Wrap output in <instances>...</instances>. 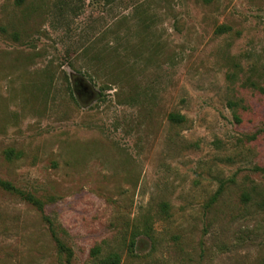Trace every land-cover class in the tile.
<instances>
[{"label": "rangeland", "instance_id": "obj_1", "mask_svg": "<svg viewBox=\"0 0 264 264\" xmlns=\"http://www.w3.org/2000/svg\"><path fill=\"white\" fill-rule=\"evenodd\" d=\"M263 169L264 0H0V264H264Z\"/></svg>", "mask_w": 264, "mask_h": 264}, {"label": "trees", "instance_id": "obj_2", "mask_svg": "<svg viewBox=\"0 0 264 264\" xmlns=\"http://www.w3.org/2000/svg\"><path fill=\"white\" fill-rule=\"evenodd\" d=\"M23 1L24 0H19L20 3H22ZM205 1L207 3L211 2V0H205ZM226 30H227V27L219 28V32H223ZM116 51H117V48H114V49L113 48H102L100 49L99 52L100 54L102 53L113 54V53H116ZM69 90L71 92V88H69ZM168 120L172 124H183L186 121V117L178 113H171L168 116ZM9 154H12V152H10ZM0 186L8 190H14V188L9 183L3 182V181H0ZM20 194L23 195L25 199L29 201L34 207H36L39 211H41L42 214L45 213L44 203L40 199H37L36 197L32 195H24L23 193H20ZM262 209L264 210V200L262 203ZM45 219L47 220L49 224L50 231L52 233V236L55 240V243L58 249V253L60 254L61 258L64 260V263L74 264V256H75L74 251L58 236V234L56 233L55 225L53 224L51 219L47 217H45ZM152 232H153L152 226L149 223H147V225L145 226V234L149 236L151 239H153L154 236ZM134 244H135V239L131 241L129 247L132 249L134 247ZM90 259L93 261V264H120L122 261V257L119 253L111 252V253L104 255L102 253V249L99 247H95L92 250Z\"/></svg>", "mask_w": 264, "mask_h": 264}, {"label": "water", "instance_id": "obj_3", "mask_svg": "<svg viewBox=\"0 0 264 264\" xmlns=\"http://www.w3.org/2000/svg\"><path fill=\"white\" fill-rule=\"evenodd\" d=\"M74 92L84 103H88L94 97L93 87L81 77L74 79Z\"/></svg>", "mask_w": 264, "mask_h": 264}]
</instances>
